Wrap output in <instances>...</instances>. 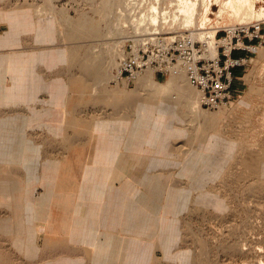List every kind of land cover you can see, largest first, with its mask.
I'll list each match as a JSON object with an SVG mask.
<instances>
[{"label": "rangeland", "instance_id": "374dc122", "mask_svg": "<svg viewBox=\"0 0 264 264\" xmlns=\"http://www.w3.org/2000/svg\"><path fill=\"white\" fill-rule=\"evenodd\" d=\"M196 1L193 15L187 9L188 16L177 0H0V16L9 19H0V34L13 37L25 26L16 34L21 43L0 48V55L13 57L33 47V92L25 94L27 98L7 99L10 94L2 89L12 85L13 76H0V116L33 119L27 134L10 142L11 160L6 162L16 170L15 187L0 193V203L6 204L0 207V222L13 226L0 227V264H62L65 248L47 245L56 238L45 215L52 213L54 200L44 199L46 184L61 182L148 184L143 191L158 197L150 205L158 218L156 230L117 236L121 246L131 240L132 247L142 250L149 260L141 264H264V49L241 74L240 96L216 109L203 108L199 101L192 106L179 100L176 91H168L155 95L160 100L171 94L172 106L167 102L164 111L146 115L137 90L154 93L155 87L145 85L143 90L139 79L114 81L129 33L173 35L199 30L205 17L208 26L218 13L227 22H251L262 14L256 6L240 19L222 0ZM153 3L160 5L157 10ZM19 17L33 23L11 22ZM189 19L191 23H183ZM117 46L122 55L109 76L104 75L100 65ZM168 78L155 79L164 83ZM23 87L14 80L12 89ZM118 87L127 91L116 94ZM204 111L212 113L213 121L199 120L197 115ZM127 134L130 152L122 153L120 144ZM95 138L118 142L116 182H107L108 173L105 182L95 177V168L89 169L96 164L98 150L109 162L115 149L97 144L93 153ZM64 158L68 166L61 164L57 173L51 166L45 171L48 159ZM4 176L11 180L9 172ZM11 197L22 204L18 214ZM30 200L43 208L41 214L34 211L33 219ZM167 227L171 236L164 234ZM168 239L169 244L164 243ZM82 264H91L90 258Z\"/></svg>", "mask_w": 264, "mask_h": 264}, {"label": "crops", "instance_id": "0c3cea01", "mask_svg": "<svg viewBox=\"0 0 264 264\" xmlns=\"http://www.w3.org/2000/svg\"><path fill=\"white\" fill-rule=\"evenodd\" d=\"M0 19L9 22V19H5V14ZM11 22L33 23V19L19 17L11 20ZM22 28H25V26L17 28L13 32V37L7 34H0V48L19 43L20 41L16 34ZM5 36L9 39L8 41L5 40ZM10 38L12 39L10 40ZM5 55L6 53H1L0 55V61L3 60L5 62H0V76L12 75L13 83L14 80H17L21 85L24 84V87L19 88V90L12 89V83L10 87L7 88L6 86V88H3L2 92L11 95L7 99L27 98L28 96L25 94L33 92V47L24 51L20 50L15 55H12L13 57L8 54ZM32 123V117L22 120L16 116H0V193L6 194L8 189L15 187L13 186L15 184L13 174L16 170L11 168L6 162L11 160L9 159L10 142L19 139L21 137L19 134L26 135L27 126ZM128 135L130 134H127L121 141L120 146L123 149L120 151L122 153L130 152L131 138ZM107 140L105 138H100V140L95 138L93 153L97 144L105 146L106 143L110 147L115 146L114 151L112 152L111 150L110 153L111 160L107 162L108 158L105 157V153L98 150L96 152L97 156L93 157V160L94 158H96L95 161L97 160L96 164L90 166L89 169L95 168V174L99 173L95 177H101L105 182L107 178H105L104 174L107 173L109 174L107 182H112L113 180L116 182L119 176V146L117 141L112 144ZM61 164L62 168L63 166H68L66 159L61 162L48 159L45 171L46 168L51 166L55 168L50 169L56 170L57 173L59 169L62 170ZM6 172H9L10 181L4 176ZM148 187V184H94V182L92 184H63L62 182L61 184H46V197L44 199L53 198L52 200L54 201L52 213L45 215L47 216V222L52 226L51 230L54 232L52 234L56 235V238L47 241V245L49 247L61 246L65 248L63 252H65L66 256L62 257V264H82L85 259L89 258L91 264H141L143 261H148L147 256L145 258L142 256V250L132 247L131 240L126 241L125 245L121 246L119 244L120 240L117 239L119 233L122 236L132 237L133 235L150 234L156 230L155 221H158V218L153 215L154 210L149 206L155 203L158 197H154V192L151 190L148 194L143 191L146 188L148 189ZM140 200L141 202H139ZM10 204L13 206L14 214L22 211V204L19 203L16 197L10 198ZM5 205L0 203V207H5ZM54 206L59 209H55ZM42 209L40 205H34L32 200L29 201L31 219H33L35 210H39L41 214ZM6 225L0 222V227L7 228L8 225ZM12 226L13 224L8 227L11 228ZM169 228H164V234ZM170 230L168 231V236H171ZM66 241L68 243L72 241L73 243L66 245ZM165 242L169 244V239L168 241L164 240Z\"/></svg>", "mask_w": 264, "mask_h": 264}, {"label": "built area", "instance_id": "2783aa9c", "mask_svg": "<svg viewBox=\"0 0 264 264\" xmlns=\"http://www.w3.org/2000/svg\"><path fill=\"white\" fill-rule=\"evenodd\" d=\"M254 5L262 14L251 22H227L218 13L199 30L129 33L114 81L130 83L147 71L156 79L182 75L203 108H220L240 96L241 74L264 49V0Z\"/></svg>", "mask_w": 264, "mask_h": 264}, {"label": "bare ground", "instance_id": "6f19581e", "mask_svg": "<svg viewBox=\"0 0 264 264\" xmlns=\"http://www.w3.org/2000/svg\"><path fill=\"white\" fill-rule=\"evenodd\" d=\"M177 2H178V4H180V6H181V9H183V11H185L186 13L188 12V10L190 11V13L192 12V11H194L195 9H196V5H197V1L196 0H177ZM158 3H160V1H158ZM222 4H228V5H230V6H232V8H233V11L234 12H232V13H234L237 17H241L242 19H246L247 17H248V14L250 13V10H252L253 8H254V0H222ZM152 6V8L154 9V10H157L158 8H159V6L160 5H156V4H151ZM179 6V5H178ZM188 9V10H187ZM207 9H209V7H207ZM185 13V14H186ZM193 13V12H192ZM191 13V14H192ZM187 15L189 16V14L187 13ZM185 16V19H186V17H188V16ZM193 15V14H192ZM247 15V16H246ZM154 17V19H156V15L155 16H153ZM152 17V18H153ZM191 17V16H190ZM240 18V19H241ZM207 20V17H205V19L202 21V23L201 24H199V29H201V28H203V27H205V25H206V21ZM191 19H189L188 21L186 20H184V22L183 23H185V24H189V23H191ZM115 28V27H114ZM197 28V27H196ZM195 28V29H196ZM117 29V28H116ZM115 29V30H116ZM193 29V28H192ZM114 45V44H113ZM119 45V44H118ZM110 52V51H109ZM108 52V53H109ZM122 53V51H121V49H120V47L119 46H117V47H115L113 50H112V52H110V55L108 56V58L105 60V62L103 63V64H101L100 65V71H101V69H102V73H104V75H107L108 73H109V70L114 66V64H115V61H116V57L118 56V55H122L121 54ZM108 76H109V74H108ZM108 76H106V78L108 77ZM138 79H139V82H143V85L141 86V89H147V87H143V86H145V85H147V86H153V87H155V89L156 90H154V93L153 92H150V93H148L147 91H145V92H142V93H144L145 95H142V93L139 91V89L137 90V92H139L138 93V96H140L141 95V99L139 98V97H137L138 99H140V104H141V106H142V109L146 112V115L147 114H149V115H151L150 113L151 112H153V111H155V110H159L160 112H162V111H164V105L165 104H167V102H169L170 103V106L169 107H171L172 105H171V103L174 101L172 98H173V96L171 95V94H169V95H167V97L166 98H164V99H160V100H158L157 99V95H155L156 93H158V95H163V94H166L168 91V93H170V91H176V94H177V98H179V100H186V101H188V102H191V104H194V105H192V106H199V104H198V101L200 102V93H199V91L196 89V88H194V87H192L191 88V85L188 83V81L185 79V77L184 76H174V77H170L169 76V78H168V80L166 81V82H164V83H158L157 81H156V79H155V77H154V74H153V72L152 71H147V72H145L144 74H142L141 76H139L138 77ZM137 79V80H138ZM78 84H82V83H78ZM83 85V84H82ZM148 88H150V87H148ZM196 89V90H195ZM125 91H127V89H125V88H123V87H118V89H117V91H115V93L116 92H124L125 93ZM167 93V94H168ZM117 94V93H116ZM131 94H133L132 92H131ZM129 96H131V95H129ZM128 96V97H129ZM135 96V95H134ZM133 96V97H134ZM198 96H199V99H198ZM125 97H126V95H125ZM132 97V96H131ZM129 99H130V97H129ZM132 100V102H133V104H134V100H133V98H131ZM137 99V100H138ZM128 100V99H127ZM136 100V99H135ZM136 100V101H137ZM185 101V102H186ZM131 102V103H132ZM187 102V103H188ZM184 103V102H183ZM186 103V104H187ZM198 104V105H197ZM136 105V104H135ZM189 105H190V103H189ZM140 106V107H141ZM188 106V105H187ZM191 106V107H192ZM188 108H190V107H188ZM194 108V107H193ZM196 109L197 108H195V111H196ZM199 110H200V108H199ZM194 111V110H193ZM194 111V112H195ZM198 112V111H197ZM203 112V111H202ZM205 112V114H202L201 112V114H198L197 116L199 117V118H201V119H199L200 121L202 120L203 121V123L205 122H207V121H210L211 122V120L213 121V119H214V116L212 115V113L209 115L206 111H204ZM190 113V112H189ZM192 113V112H191ZM210 113V112H209ZM188 114V113H187ZM196 114V113H195ZM217 115V114H216ZM153 116V115H152ZM218 116V115H217ZM146 118H148V117H146ZM155 119V118H154ZM147 120V119H146ZM145 120V121H146ZM201 121V122H202ZM207 123H209V122H207ZM202 126V125H201ZM200 126V127H201ZM132 127V126H131ZM206 128V127H205ZM203 129H204V127H203ZM157 130V129H156ZM183 131V130H182ZM157 132L158 131H155L154 132V134L155 135H157ZM161 132V131H160ZM179 132V131H178ZM157 152H158V150H157ZM139 154V153H138ZM163 157V156H162ZM158 160L159 159H157V160H155V162L156 163H158ZM159 166V165H158ZM132 172H133V170H132ZM160 183V182H159ZM125 184H128V182L127 183H125ZM139 202H141V200L139 201ZM153 205V204H152ZM149 206V205H148ZM150 207V206H149ZM134 210H135V208H134ZM137 211V210H136ZM149 212V211H148ZM135 214V213H134ZM140 229V228H139ZM145 230V229H144ZM149 230V229H148ZM135 233V232H134ZM134 236V235H133ZM138 261V260H137ZM135 264V263H134Z\"/></svg>", "mask_w": 264, "mask_h": 264}]
</instances>
